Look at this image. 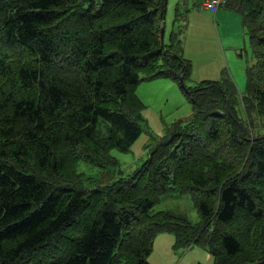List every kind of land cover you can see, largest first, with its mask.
I'll use <instances>...</instances> for the list:
<instances>
[{
  "label": "trees",
  "instance_id": "16d2710c",
  "mask_svg": "<svg viewBox=\"0 0 264 264\" xmlns=\"http://www.w3.org/2000/svg\"><path fill=\"white\" fill-rule=\"evenodd\" d=\"M223 7L254 60L241 93L229 77L187 85L182 12L160 40L167 0H0V264H151L162 233L213 264H264V0ZM158 77L190 115L151 136L130 173L92 184L79 162L119 167L112 150L145 123L138 84ZM172 191L198 222L154 210Z\"/></svg>",
  "mask_w": 264,
  "mask_h": 264
},
{
  "label": "rangeland",
  "instance_id": "374dc122",
  "mask_svg": "<svg viewBox=\"0 0 264 264\" xmlns=\"http://www.w3.org/2000/svg\"><path fill=\"white\" fill-rule=\"evenodd\" d=\"M189 1L188 7L195 12L190 14L191 20L187 16L188 10L178 9L180 12H186V18L180 20L181 27L179 21L174 25V28L183 30L180 35L182 55L191 65L187 85L193 86L202 80L222 81L229 77L241 93L245 86V69L254 61L247 44L244 46L242 32L247 38L245 30L242 28L241 31L224 32L221 29L218 33L212 16L207 12L203 15L196 13L199 11L195 8L197 0ZM173 2L174 0H169V7L166 8L163 23L164 43L169 41V34L173 29ZM199 29L203 35L198 32ZM187 35L190 44L186 42ZM197 37L202 41H198ZM228 43L236 45V48L228 47ZM136 92L145 104V123L141 124V134L128 151L112 150V155L119 161L118 168H100L91 162H79V172L90 178L92 184L109 183L122 174L130 173L147 158L146 144L150 143L151 136L161 137L166 126L179 118H186L191 112V105L181 87L169 77L142 78ZM237 109H241L240 105ZM160 209L184 214L194 223L199 220L189 193H164L154 206V210ZM148 260L151 264H213L209 251L198 245L187 249H174L173 236L170 233H162L157 237Z\"/></svg>",
  "mask_w": 264,
  "mask_h": 264
},
{
  "label": "crops",
  "instance_id": "0c3cea01",
  "mask_svg": "<svg viewBox=\"0 0 264 264\" xmlns=\"http://www.w3.org/2000/svg\"><path fill=\"white\" fill-rule=\"evenodd\" d=\"M200 1L201 0H199V1L197 0L196 3H195V8H197L199 10V11H196V13H199V14H202V15L206 14V12L209 13L212 16V18H213V21H214V24H215V27H216V30H217L218 33H219V30H221V29L224 32H228V31H231V30H240V31L242 30L243 27L241 25L240 16H239L238 13H236L234 11H231V10H228L227 8H225L223 6L218 8L215 12H210L209 10H202L200 8V6H199V2ZM189 2H190L189 0H174V2L172 4V8L175 10L173 12V14H174L173 16L175 17V14L178 11V9H186V10H188V13H189L187 16H188L189 20H191L190 14L192 15V13H195V12H193L188 7L189 6ZM168 7H169V0H168L167 9H168ZM182 14H184L183 16L186 18V12H182ZM198 32L200 34H202V30L201 29H199ZM242 35L244 36V46H245V44H247L248 51H250V47H249V44H248V38L245 37L243 32H242ZM197 40L198 41H202L199 38ZM186 42L189 43L188 35H187ZM228 47L236 48V45L228 43ZM189 115H190V113H188V116ZM159 235H161V234H159ZM157 237L155 238V241H156ZM155 241H154V246H155Z\"/></svg>",
  "mask_w": 264,
  "mask_h": 264
},
{
  "label": "built area",
  "instance_id": "2783aa9c",
  "mask_svg": "<svg viewBox=\"0 0 264 264\" xmlns=\"http://www.w3.org/2000/svg\"><path fill=\"white\" fill-rule=\"evenodd\" d=\"M225 3V0H202L200 8L214 12Z\"/></svg>",
  "mask_w": 264,
  "mask_h": 264
},
{
  "label": "water",
  "instance_id": "95a60500",
  "mask_svg": "<svg viewBox=\"0 0 264 264\" xmlns=\"http://www.w3.org/2000/svg\"><path fill=\"white\" fill-rule=\"evenodd\" d=\"M163 35H164V26L162 25L160 28V40L163 41ZM180 81H182V78L180 77Z\"/></svg>",
  "mask_w": 264,
  "mask_h": 264
}]
</instances>
